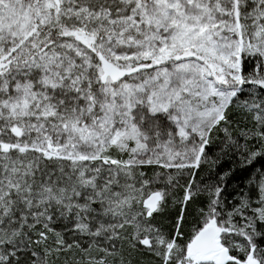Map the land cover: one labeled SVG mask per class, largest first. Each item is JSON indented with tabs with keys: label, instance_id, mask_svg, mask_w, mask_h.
Masks as SVG:
<instances>
[{
	"label": "snow or ice",
	"instance_id": "obj_1",
	"mask_svg": "<svg viewBox=\"0 0 264 264\" xmlns=\"http://www.w3.org/2000/svg\"><path fill=\"white\" fill-rule=\"evenodd\" d=\"M0 264H264V0H0Z\"/></svg>",
	"mask_w": 264,
	"mask_h": 264
}]
</instances>
